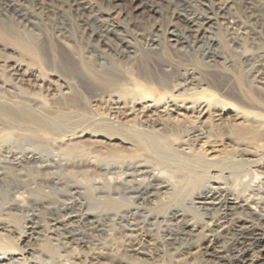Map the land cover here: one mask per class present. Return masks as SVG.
Masks as SVG:
<instances>
[{
    "label": "rangeland",
    "instance_id": "rangeland-1",
    "mask_svg": "<svg viewBox=\"0 0 264 264\" xmlns=\"http://www.w3.org/2000/svg\"><path fill=\"white\" fill-rule=\"evenodd\" d=\"M190 24L193 26H190ZM197 29L200 32L198 34L195 33ZM0 31L5 32L4 34L18 35L24 41L35 43L45 63L41 64L44 70L41 65L38 68V64L34 63L31 55L16 46L0 41V100L7 99L9 102L11 100L12 102L14 100L21 101V99L22 101L28 100L32 106L34 100L36 105L34 104L33 107H36L38 102L42 100L39 97L40 93L48 94L46 89L47 79L49 78L55 83L57 81L58 84L69 89V95L75 97L79 104L76 107L61 105V109L55 108L52 104L51 107L54 108L50 110L52 112L50 116L58 115L57 110L60 112L72 111L73 113L76 112V114L80 112L81 114L79 113L77 117H81L83 114L87 115L81 118H86L85 124L88 126L83 122L85 118L82 121L79 117L82 125H79V122L72 130L77 134H74L72 139L78 142L77 145L79 147L101 152L111 151L110 142L102 135L99 138H91L89 134L79 136V132L82 130L88 129L90 131L97 118L102 115H110L111 117V113H113L112 118L115 121L123 122L130 118L136 120V123H143V126L141 124L136 125L147 129L151 128L150 125L153 124V119L156 118L160 122L166 123L167 115H170L171 118L175 117L178 119L176 120L178 122L177 129L175 128L177 136L184 139L186 144H191V149L204 141L215 145L220 141L218 138L213 137L212 133V135L210 134L209 126L216 128L225 123L235 122V112L239 110L237 108L238 103L249 110L255 109L254 111H256L257 109L259 111L260 116L256 125L257 137L254 140L263 145L262 152L264 155V135L262 134L264 128V0H80V2L79 0H0ZM243 32L247 34L244 35ZM58 40H61L64 44L66 43V45H72L74 49L71 48L72 57L71 52L61 54L62 52L57 44ZM173 45L180 52H176ZM76 51L77 53L74 54ZM78 52L79 54L82 53L79 57L77 55ZM72 59L73 61H71ZM83 59L85 60L84 62ZM89 59L90 62L87 63L86 61ZM82 64H84V67ZM19 66L22 67V70H28V73H31V77H20L17 74L19 72L16 73L14 71V68ZM40 68L44 73L46 72V76L44 73H37ZM138 73H141V77L146 78L143 81V85L148 93L145 94L146 98L144 100L147 103L152 102L154 105L144 115L138 113L144 100H138V102L135 98L130 97L132 95L128 94L127 96L126 94V100L128 101H125L126 105L123 106L121 101L117 100V96L120 94V87L117 88L116 85L109 87L108 81L105 85L106 80H104V75L106 77L114 74L120 80L125 78L121 82H124L126 87H128L130 86L129 82H131L132 75ZM125 76L129 77L126 78ZM23 78L26 79L23 80ZM27 79H29L28 82ZM42 80L45 84L40 89L39 83L41 84ZM179 83L184 84L183 89L178 92L173 91L175 85ZM53 86L50 88L53 89ZM103 86L106 87L104 88ZM19 88L29 90L25 92V90L22 91ZM106 88L111 89L112 92L109 89L103 90ZM94 92H97V101L93 102L91 100L89 102L87 97ZM171 92L173 94L177 93L176 95L180 94L181 98L185 99V103L197 99L204 104H209V115L206 120L203 122L204 118H198L192 125V117L190 118L189 114L182 113L177 115L175 112L168 110L159 112L158 110L161 111L162 107L165 106V100L169 99ZM32 93L36 94V96ZM110 93L111 96H109ZM50 96L49 94L47 97ZM214 96L219 98L221 96V99L229 103L233 102L235 106H232L234 105L233 103L232 105L219 103L215 105L213 102ZM28 98L31 99L32 104ZM131 99H135L137 104ZM79 100H81V103ZM123 100L125 99L123 98ZM157 100L162 101V104L157 105ZM85 102L89 105L85 104L84 106ZM92 102V105L95 106L94 108L93 106L90 107ZM56 106L59 107L60 105ZM122 106L124 110H122ZM232 107L237 109L235 108L234 110ZM87 108H91L90 111ZM93 111L95 112L93 113ZM133 113L140 115V117ZM67 119L69 118H66V116L57 117V121L61 125L66 123ZM143 120L144 122H141ZM238 121L243 122L244 120L241 118ZM0 125L5 126H0V132H4L8 124L3 125L1 123ZM20 127L21 125H17L11 129H14L13 131L18 134H25L26 130ZM229 139L223 140L226 148L234 144L235 140L231 139V141ZM23 140H18L21 145L17 140L14 143H3L4 146L0 144V160H10L13 157L15 159L17 157L16 160H22L29 155L30 151H33L36 156L38 155L36 163H40L38 165H41V168H37V172L33 168L28 167L31 163L27 165L23 161L22 171L25 170L26 172L28 170L29 172L27 171L26 173H29L30 177L33 174L38 179L44 178L45 174L46 176L49 175V177L51 175L59 182L58 186H52L46 182L43 185L41 184L40 190L42 188L51 192L48 204L53 207L62 205L64 201L70 203L75 199L80 200L83 203L82 206L80 208L75 206L73 210L75 213L87 214L88 218L66 220L65 223H67L66 227L68 228L54 232V235H52L54 239L52 244L58 245H54L57 247H52L53 252H50L42 248V241L47 236L52 221L62 213L51 212L38 206L39 204H35L36 206L29 204L22 208L11 207L12 197L6 196V194L4 195L1 192L0 223L4 227H8L11 230V234L9 231L4 230L3 232L10 235L16 243L18 242V247H21V251L14 249L15 257H23L26 263L37 261V264H210L212 262L214 264H223L221 260L217 261V259L209 258L203 252L204 244L200 236V238L197 236L190 239L187 238L175 244H167L166 242L158 244L156 230L162 224L169 222L163 221L164 212L162 213L163 210L158 207V203L167 193L159 192L158 194L155 190H152L146 193L148 195L151 194L149 198L133 200L132 197H135L136 194L133 196V194H129L128 190L125 191V188L117 187L114 184L119 175L126 177V174L130 172L124 167L121 170L120 166H118L121 163L108 160L99 161L97 159L85 164L73 161L66 156L65 158L69 160L65 159V162L62 159L64 155L56 149L50 150L52 155L45 146L41 144L37 146L38 143L33 140L29 142L31 139ZM115 141L118 142L117 139ZM174 141V139H170L167 142L170 145ZM24 147H27V150ZM21 150H26V152L21 153ZM43 155L49 157H46V159ZM19 157L22 158L19 159ZM143 157L147 158L146 164L149 173L147 172L146 177L151 178L147 179L149 183H159L158 180L160 181L161 179L162 181L163 172H166L165 169L169 167L171 170V166L166 162L164 164L160 160H156L155 157L148 158L145 154ZM60 160L62 161L60 162ZM32 165H34V168L37 167L35 164ZM255 165L256 163H251L247 167L252 166L250 169L254 170ZM169 169L167 170L168 173H170ZM256 169H258V176L264 179V173H262L264 172V167L261 169L257 167ZM150 172L151 174L155 172V174L163 176L154 180L150 177ZM167 172L166 174H168ZM247 176L252 177L248 178ZM247 176L249 183H253L255 180L254 176L251 174ZM128 178L131 179L130 176ZM262 182L260 190H264V180ZM233 184L230 183L229 185L232 186ZM21 191V189L18 190V192ZM75 191L76 193H73ZM123 191L124 194L122 193ZM242 192L245 193L246 191ZM177 193L179 194L173 199L170 208L178 209L184 213V219H187V221L202 224L218 217V212H215L214 209L204 210L202 208L199 211L192 208L189 204L190 200L186 198V192ZM146 194L145 197L147 196ZM38 196L36 197L38 198ZM147 199L150 203L146 201ZM32 208L33 210H31ZM73 210L67 209L66 214L71 213ZM154 216H157V220ZM30 220L34 222L33 224H36V229L30 236L19 237V234L25 230L23 227L30 224ZM68 230L74 233L77 232V237L75 236L74 240L67 237L69 236ZM230 234L228 235L229 237L226 236L223 239L224 241L222 240L219 243V245L223 244L219 247L224 249H222L224 254H230V262L226 264H235V261H232V254L229 252V244L231 243L228 244V242L235 241L232 249L235 255L237 251L239 252L238 254L242 252V246L238 244L240 239L236 237L239 235L233 232ZM260 234L264 236V227L260 230ZM225 239H229V241L226 243ZM248 241L250 242L251 239L246 242L248 243ZM136 249L139 252H144L145 256H138L134 253L137 251ZM254 251L257 253V250ZM256 253H250V258L252 256V258H255L258 254ZM211 259L212 261H210ZM10 264L15 263L12 262Z\"/></svg>",
    "mask_w": 264,
    "mask_h": 264
},
{
    "label": "bare ground",
    "instance_id": "bare-ground-1",
    "mask_svg": "<svg viewBox=\"0 0 264 264\" xmlns=\"http://www.w3.org/2000/svg\"><path fill=\"white\" fill-rule=\"evenodd\" d=\"M79 2H80V0H79ZM88 6H89V4H88ZM85 8H86V6H85ZM188 20H190V19H188ZM232 22H234V21H232ZM190 26H193V25L190 24ZM173 31H174V29H173ZM4 33L0 31V41H3L6 44H9L12 46H16L17 48H19L23 52L31 55L34 63H36V65L38 64L37 65L38 68H39V65L45 64L43 61V57L41 56V53L39 52V49L37 48L35 43L29 42V41H24L18 35H9V34H4ZM195 33L198 34L200 32L197 29L195 31ZM245 34H247V33H244V35ZM194 38H195V36H194ZM57 44H58V47L60 48V51L62 52L61 54H65V53L68 54V52L69 53L71 52L72 45L70 46L67 44L68 45L67 46L66 43L64 44L63 42H61V40L60 41L58 40ZM74 44L76 45V42ZM76 47H74V48H76ZM173 47L176 50V52L179 51L175 48V45H173ZM58 50H56V51H58ZM76 53H77V51L74 54H76ZM119 53H121V52H119ZM70 54L72 57L73 56L72 52ZM81 54H79V52H78V54H77L78 57H79V55L81 56ZM74 58H75V55H74ZM79 60L81 61V59H79ZM71 61H73V59ZM84 61L85 60L83 59V62ZM86 62L87 63L90 62V59ZM84 64L86 65V63H84ZM84 64H82V66ZM89 64H91V63H89ZM42 65H41V67H42ZM21 68L22 67H20V66L16 67V68H14L15 69L14 71H16V73L19 72L17 74H19L20 77L21 76L22 77H28V78L31 77V73H28V70L27 71H26V69L22 70ZM99 68H101V67L99 66ZM42 69H43V67H42ZM42 69L40 68V69H38L39 72H37V71L36 72L43 74L44 69L43 70ZM107 72H108V70H107ZM138 74L132 75L133 77L131 78V82H129L130 86H128L129 84L127 85L128 87H126L124 82H121L125 78L120 80V78H118V76H115L114 74L110 75V76L106 74L107 75L106 77L104 75V80H106V83L103 79L102 80L104 81L105 85L107 84V81H108L109 87H113L114 85H116L117 88L120 87L119 93L121 95L117 94L118 95L117 100L118 101L120 100L121 104H123V106H125L126 105L125 101H128V100H126V94H127V96H128V94L132 95L133 97L132 96H130V97L135 98L137 101L138 100L141 101V100H144L146 98L145 94L148 92L143 85V81H145L146 78L141 77L140 76L141 73L139 75ZM13 75H14V73H13ZM45 76H46V74H45ZM102 76H103V74H102ZM127 77H129V76H127ZM99 78H102V77H99ZM25 79L26 78H23V80H25ZM48 79H47V84H46V89H47L48 94H41L40 93L39 97H41L42 100L39 99L40 100V102H38V105L40 104L39 106L37 105L36 107H33L35 104L34 100H33V103H34L33 106L30 105V102H28V100L22 101V99H21V101L20 100H17V101L14 100L13 102H12V100L9 102V100L7 101V99L0 100V124L1 123L3 125L8 124V126L6 128L9 129L8 130L5 128L6 131L4 130V132H2V131L0 132V144H3V143L7 144L8 142L14 143L15 140H17V142L19 143L20 139H24L26 141L31 139V141H29V142H32V140H33V141H35V143H38L37 146H39L40 144L42 146H45V148L48 149L47 150L48 152L51 149H52V151L54 149H56L62 155H64V156L59 155V156L64 157V158H62V159H64V161L66 159L65 158V156H66L68 158H71V160H73V161H77V162L85 163V164H87L86 162H90L93 160L96 161L97 159H99V161L100 160H108V161H114V162L121 163V165H118V166H120L119 168L121 169L124 167L127 171L129 170L130 172L129 171H128L129 173L125 172V173H127L126 177L119 175V177H117V179L115 177L116 180L113 178L115 180L114 184L117 185V187L120 186V188L121 187L125 188V191L128 190L129 194H133V196L136 194L135 197H132L133 200H137V199L138 200L139 199L144 200L145 198H149V195H151V194L148 195L146 193H148L152 190L153 191L155 190L158 194H159V192L167 193V195L165 197H163L162 200H160V203H158L159 204L158 207L163 210L162 213L164 212L163 213L164 214L163 221H165V222L169 221L168 223L162 224V226H160L156 230V234H158V239H157L158 244L165 243V242L167 244H175L177 242L186 240L187 238L190 239V238H193L195 236H197V237L200 236L201 238L200 237L199 238L202 240V242L204 244V251L203 252L206 255H208L209 258L217 259V261L221 260L223 262V264H226L227 262H230V257H229L230 254H224V252L222 251L223 248L220 249L221 245H223V244L219 245V243L224 238H226V236H228L230 233L233 232V233H236L237 235H239L236 237L240 239L238 244L242 246V248H241L242 252L240 254H238L239 252L237 251L238 255L237 254L235 255L234 250H232L234 245H235V241L228 242V244L231 243V244H229V246H230L229 252H231V254H232L231 255V257L233 259L232 261H235V264H264V236H261V234H260V230L264 227V190H260L262 188L261 183H263L262 181L264 179H261L262 177L258 176V173H257L258 169H256L257 167L260 169L264 167V155L262 152L263 145L259 144L258 142H256V140H254V138L257 137L256 136L257 135L256 134V125L258 122V117L260 116V113H258L259 111L257 109H256V111H254L255 109L249 110L248 108L243 107L242 105H239L237 103V108L239 110L235 112V122L225 123V124H223L219 127H216V128H213V126H211V125L209 126L210 134L212 133L213 137L218 138L220 142L219 143L216 142L217 144L211 145V144L206 143L207 141H204L203 143L199 144L197 147H192V149L190 148L191 144L190 145L186 144L184 139L177 136L178 134L175 132V128L178 125V122L176 121L178 119H176L175 117L171 118L170 115H167L168 119H167L166 123L160 122L159 120H157L155 118L152 121L153 124L150 125L151 128L147 129L144 127H139L138 125L141 123H136L137 122L136 120H133L130 118H128L127 121H123V122L115 121V119L112 118L113 113H111V117H110V115L108 114L109 112H108L107 114L109 116L102 115L101 117H99V115H98L99 118L96 119V122L93 124L94 126L92 125L93 128L91 130L89 129L90 131H88V129L87 130L81 129L82 131L79 132L80 137L82 135L89 134L91 138H99L102 135V137L107 139L108 142H110L111 151L101 152V151H97V150H90L89 148L79 147V145H77L78 142L73 141V139H72L74 134H76V132H74L72 130L75 128V126L79 122H80L79 125H82L81 120L87 116L86 114H85L86 116L83 114V116H85L84 118H81V117H83L82 115H81V117L79 116L81 118V120L79 117H77L80 112L76 114V112L73 113L72 111L60 112L59 110H57L58 115H56V116L54 115V117L50 116L52 114V112L50 110L54 107L57 109H61L62 108L61 105L76 107L79 104V102L77 101V99L75 97H72L69 95V89L67 87L65 88L61 84H58L57 81L55 83V81H53L51 79L48 80ZM30 80H31V78H30ZM28 81H29V79H27V82ZM41 82H42L41 84L39 83L40 89L45 84V83H43L44 82L43 80ZM36 83H38V82H36ZM52 85H54L53 89H51ZM183 85L184 84H182V83L176 84L175 89L173 91L178 92L180 89H183ZM108 89L109 88H106L103 90H108ZM185 89H187V88H185ZM20 90H22V91L25 90V92H27L29 89L26 90L25 88H23ZM99 90H100V88H99ZM109 90H111V89H109ZM105 92H108V91H105ZM111 92H112V90H111ZM113 92H115V91H113ZM37 93H39V92H37ZM32 94L34 95V93H32ZM49 94L51 96L47 97V96H49ZM84 94H85V92H84ZM176 94L177 93L173 94L171 92L169 99L167 101L165 100V103H164L165 106L162 107L161 111L160 110H158V111L159 112H165L167 110L173 111L177 115H181L182 113L189 114L190 118L192 117L191 118L192 125L198 118H204L202 120L203 122L206 120V118L209 115L208 114L209 104H204V103H202V101L200 102L197 99H193V100L185 103L184 102L185 99L181 98L180 94L179 95H176ZM30 95H31V92H30ZM34 96H36V94ZM109 96H111V93L109 94ZM244 96H245V94H244ZM36 98H38V97H36ZM87 98H88L89 102H91V100L93 102H96L97 101V92L90 93V95ZM123 98L125 100H123ZM221 98H222L221 96H220V98L217 96H214V98H213L214 104L216 105L217 103H219V104H225V105L226 104L232 105V103H233L232 101L228 100V101L232 102V103H229V102H226L224 99H221ZM121 99L123 100V102ZM135 99L134 100L131 99V100L135 102ZM29 100L31 101V99H29ZM24 101H26V102H24ZM79 101L81 103V100H79ZM118 101H117V104H118ZM163 101H164V99H163ZM82 102H83V100H82ZM93 102L91 103L90 107L93 106V108H94L95 106L92 105ZM131 103H133V102H131ZM160 103L162 104V101L157 100L156 104L159 105ZM31 104H32V101H31ZM52 104L54 107H51ZM85 104H86V102L83 105L85 106ZM119 104H120V102H119ZM233 104L234 105H232V106H235V103H233ZM242 104L244 105V103H242ZM56 105H60V106L57 107ZM86 105L88 106L89 104H86ZM127 105H129V104H127ZM116 106H118V105H116ZM116 106H115V109L117 108ZM123 106H122V110H124ZM153 106L154 105L152 102L147 103V101L144 100V103L143 104L141 103L140 111L138 113L144 115V113L145 112L147 113V111H149L150 108H152ZM244 106H246V105H244ZM133 107H135V106L133 105ZM235 108L232 107V109H234V110H235ZM87 109H89V108H87ZM90 109H89V111H90ZM118 110H119V108H118ZM129 110H130V107H129ZM94 112L95 111H93V113ZM130 113H132V112H130ZM133 114L137 115L136 113H133ZM166 114H169V113H166ZM92 115L94 116V114H92ZM126 115H127V113H126ZM61 116H66V118H69V119H67V122L64 123L63 125L59 124V122L57 121V117H61ZM114 116H117V115H114ZM137 116L140 117V115H137ZM241 118L244 120L243 122L238 121ZM135 119H137V118L135 117ZM94 120H93V122H94ZM97 120H98V122H97ZM85 121H86V118L83 121L84 124L86 123ZM88 122H87V124H88ZM141 122H144V120ZM91 124H92V122H91ZM136 124H138V125H136ZM17 125H19V126L21 125V127H23L22 129L26 130V133L25 134H18L15 131H13L14 129H11V128H15ZM0 126H2V125H0ZM86 126H88V125H86ZM2 127H5V126H2ZM262 134L264 135V128H263ZM251 136H253V137H251ZM197 137H200V136H197ZM226 138H228V139L231 138V139L235 140L234 144L231 145V147L227 146V148H226L224 146L223 140ZM116 139L118 140V142L115 141ZM170 139H174L175 141L170 143V145H169L167 141H169ZM231 139H229V140H231ZM247 139H250V140H247ZM2 146H4V144ZM23 146H25V145L23 144ZM37 146H35V147L38 148ZM24 148H26V150H27V147H24ZM26 150L25 151L21 150V153L26 152ZM30 150H28V151H30ZM10 151H11V149H10ZM37 151H38V149H37ZM41 151H42V149H41ZM45 151H46V149H45ZM52 151H50V154H52L51 153ZM221 152H222V154H221ZM9 153H11V152H9ZM28 154L29 155L25 156L24 159H22V160H16L17 157L15 155L14 156L16 157V159L13 157V159L11 158L12 160L11 159L10 160H7V159L6 160H0V193L3 192L4 195L6 194V196L8 195V196L12 197V202L10 203L11 207H17V208L21 207L22 208V207L28 206L29 204L30 205L39 204L38 206L45 208L46 210H50L51 212L54 211V212L62 213L61 215H58L57 218H55L52 221L51 228L48 231V234L46 233L47 236L45 237V239L42 241L43 242L42 248L47 249L50 252H53L52 247H57L54 245H58V244H52V240L54 241L53 236H52V235H54V232H58L60 230H66L68 228V227H66V224H67V223H65L66 220L67 221L73 220L75 218L86 219V218H88V215L87 214H80L77 212L75 213V211L73 210L75 208V206H78L79 208L82 206L83 203L80 200L75 199L74 201H71L70 203L64 201L63 204L61 203L62 205L53 206V207L50 206V204H48L49 199H50L49 195L51 192L49 190H43L42 188L40 190L39 188L45 182L51 184L52 186H58L59 182L56 179H54L53 177H51V175L49 177V175L46 176V174H45V176L42 175V176H44V178L41 177V179H38V178H35L36 175L33 176V174L30 177L29 173H26L28 170L26 172H25V170L22 171L23 170V165H22L23 161H24V164L27 163V165H28V163H31V165L29 164L28 167L31 169L33 168L37 172H38L37 168H41V165L40 166L38 165L40 163H38V164L36 163L37 162L36 160H38V155L36 156L33 151H30ZM55 154L58 155L57 153H55ZM144 154L148 158L155 157L156 160H160V162H163V163L166 162V163H168L169 166H171V170L168 167V169L170 170V173L167 172L168 169H165L168 174H166L165 171L163 172L164 176L160 174V176H163L162 181L160 179L161 182L159 180H158L159 183L156 182L157 184L156 183L153 184V183L148 182L147 179H151V178L146 177L147 172L149 173V169H147V164H146L147 158L145 159V157H143ZM261 155H263V156H261ZM46 157H49V156L46 155ZM20 158H22V157H19V159ZM66 160H69V159H66ZM61 161L62 160H60V162ZM251 163L252 164L256 163L255 169L253 168L254 170L250 169L252 166L247 167V165L248 164L250 165ZM32 164H35L37 167L34 168V165H32ZM47 164H48V161H47ZM253 167H254V165H253ZM123 171H124V169H123ZM51 172H52V170H51ZM262 173H264V172H262ZM150 174H151V172H150ZM249 174L254 176L253 178L255 180H254V182L252 181L253 183H249L248 179L246 178V176ZM259 174H260V172H259ZM123 175H124V173H123ZM129 176L131 179L128 178ZM160 176L155 174V172H154L151 174L150 177H152L154 180H157ZM247 177L249 178L252 176H247ZM172 178H173V180H172ZM34 183H36V184H34ZM230 183H232V184L234 183V184L231 186V185H229ZM47 185H46V187H47ZM241 187H242V189H241ZM19 189H21L22 191L18 192ZM89 190H91V189H89ZM242 191H246L247 193L245 192L246 193L245 194ZM177 192H186L187 193L186 198H188L190 200L189 204L192 208L198 209L199 211H201L200 209H202V208H204V210L214 209L215 212L216 211L218 212V217L213 218V219L210 218L211 220H209V221L207 220L208 222L205 221V223L203 222L202 224L187 221V219H184L185 218L184 213L180 212L178 209H171L170 208V205H171L173 199H175L176 195L179 194ZM25 193H26V195H25ZM73 193H76V191ZM122 193L124 194V191ZM145 194L147 195L146 197H145ZM37 195H39L38 198L36 197ZM155 195H156V193H155ZM33 197H35V199H33ZM127 197H129V196H127ZM146 201H148V199ZM150 201H151V199H150ZM157 201L159 202V200H157ZM137 202H139V201H137ZM190 206H188V207L191 209ZM153 208H155V207L153 206ZM67 209L73 210L74 213H73V211H71V213L66 214ZM31 210H33V208ZM194 211L196 212V210H194ZM155 215H156V213H155ZM211 216H212V213H211ZM156 218H157V216L155 217V219ZM159 219H161V218H159ZM156 220H154V221H156ZM203 220H204V218H203ZM203 220H201V221H203ZM4 222H2V223H4ZM33 223L34 222L31 221L30 224H28V225L24 224L25 227H23V228H25V230L23 229L24 231H22L19 234V237H21V236L26 237V236L32 235V233L36 229V226H35L36 224H33ZM7 229H8V227L6 228V227H4L3 224L0 223V264H10L12 262L15 264H37V261H30V263H26V261L24 260L23 257L18 258V257H15L16 255L14 256L15 250L21 251V247L20 248L18 247V244H17L18 242L16 243L15 240H13L10 235L4 234V232H3L4 230L7 232L9 231V233L11 232L10 229H8V230ZM69 229H71V228H69ZM46 230H47V228H46ZM68 233H69V236H67V237L71 238V240H74L75 236L77 237V232L74 233V232L68 230ZM159 234H161V236H159ZM230 237H232V236H230ZM64 238H66V237H64ZM17 239H19V238H17ZM249 239H251V241L250 242L248 241V243H247L246 241ZM196 240H198V239H196ZM227 241H229V239H227L225 242L227 243ZM5 245H6V247H4ZM237 246H236V248H237ZM9 248H12L13 250L14 249L15 250L13 251L12 249H9ZM236 248H234V249H236ZM238 248H240V247H238ZM241 250H239V251H241ZM254 250H257L258 254ZM113 252H115V251H113ZM134 253H136L138 256H145L144 252H139L138 250L135 251ZM250 253H256L257 256L255 258H252L253 256L250 258ZM62 258H63V256H62ZM212 259L210 261H212ZM43 263H45V262H43ZM212 263H210V264H212ZM229 264H231V263H229Z\"/></svg>",
    "mask_w": 264,
    "mask_h": 264
}]
</instances>
